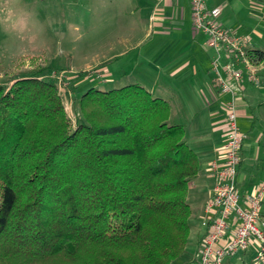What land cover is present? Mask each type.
<instances>
[{
  "label": "trees",
  "instance_id": "trees-1",
  "mask_svg": "<svg viewBox=\"0 0 264 264\" xmlns=\"http://www.w3.org/2000/svg\"><path fill=\"white\" fill-rule=\"evenodd\" d=\"M43 73L0 86V264L183 258L200 158L171 103L140 84L90 88L73 128Z\"/></svg>",
  "mask_w": 264,
  "mask_h": 264
},
{
  "label": "crops",
  "instance_id": "crops-1",
  "mask_svg": "<svg viewBox=\"0 0 264 264\" xmlns=\"http://www.w3.org/2000/svg\"><path fill=\"white\" fill-rule=\"evenodd\" d=\"M120 2L135 6L134 13H146L149 30L134 46H128L125 38L120 40L119 46L124 45L111 60L123 59L136 52L139 58L145 51L144 59L149 55L153 56L152 67L150 70L144 69L148 61L145 65L142 63L136 65L137 76L133 81L141 85H153L154 95L158 91L156 88L159 87L161 90L157 93L161 97H157L169 102L178 96L182 87H194L196 91L195 100L199 103V107L192 108L195 112L193 117L199 125L193 128L194 131L196 128L197 130L192 134L201 137L205 133L206 144L203 150V146H197L196 136H186L188 144L199 155L200 173L189 185L188 199L193 212L190 237H194L195 248L194 252L190 253L188 243L185 259L179 264H197L200 242L206 232L202 227V221L205 218L209 193L214 186L209 176V166L219 157L225 140L226 117L223 105L230 97L220 94L217 76L212 70L214 52L207 47L205 35L194 31L190 0H120ZM146 6L150 8L145 9ZM208 6L221 7L220 22L240 34L250 35L251 51L264 52V0H209ZM111 66L103 64L101 69L104 72L103 76L109 78L108 84L114 83ZM233 90L238 112V127L245 135L241 149L242 162L237 176V189L244 197L256 193L264 184V71H262L261 87H255L244 79ZM171 107L170 123L184 125L173 123V119L179 117L177 112L182 107L178 105L174 107L173 104ZM207 129L208 132H205ZM249 178L252 180L248 181ZM263 207L264 199L261 210L262 221H264ZM252 253L253 250L239 254V262H245L248 255L251 259ZM234 258L228 259L226 264H236Z\"/></svg>",
  "mask_w": 264,
  "mask_h": 264
},
{
  "label": "rangeland",
  "instance_id": "rangeland-1",
  "mask_svg": "<svg viewBox=\"0 0 264 264\" xmlns=\"http://www.w3.org/2000/svg\"><path fill=\"white\" fill-rule=\"evenodd\" d=\"M135 8L120 0H0V86L9 89L18 77L44 70L43 78L57 80L68 117L75 128L80 115L79 102L87 90L105 91L139 84L133 81L137 76L135 66L145 65L148 61L150 64L147 63L144 69L152 67L153 56L144 59L145 51L139 58L136 52L123 59L111 60L124 45L119 46L120 40L125 38L128 46H134L149 30L146 13H134ZM103 64L112 65L110 71L114 83L108 84L109 78L103 76ZM141 86L151 92L155 88L153 85ZM157 90L161 89L157 87ZM157 92L156 97H161ZM195 97L194 87L180 89L178 96L170 101L174 107H182L173 123H183L187 136H196L197 146H203L204 150L206 134L201 137L192 134L193 128L199 125L193 117L192 107H199ZM193 241L192 236L190 253L194 252ZM240 255L234 258L236 264H254V251L252 258L248 255L242 263L239 262ZM183 259L185 257L173 264L182 263Z\"/></svg>",
  "mask_w": 264,
  "mask_h": 264
},
{
  "label": "built area",
  "instance_id": "built-area-1",
  "mask_svg": "<svg viewBox=\"0 0 264 264\" xmlns=\"http://www.w3.org/2000/svg\"><path fill=\"white\" fill-rule=\"evenodd\" d=\"M209 0H190L194 31L206 37L214 52L212 70L217 76L224 102L225 140L219 157L209 166L214 186L209 193L202 227L197 264H226L228 259L250 250L254 264H264V221L261 210L264 184L253 194L242 197L237 189L238 169L245 135L238 127L234 87L246 79L255 87L262 86L264 61L259 62L250 50V35L238 33L220 22L221 7L210 8Z\"/></svg>",
  "mask_w": 264,
  "mask_h": 264
}]
</instances>
